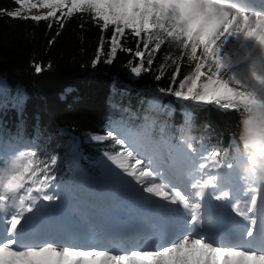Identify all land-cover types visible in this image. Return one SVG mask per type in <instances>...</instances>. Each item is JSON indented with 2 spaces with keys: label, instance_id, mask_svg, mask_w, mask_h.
Listing matches in <instances>:
<instances>
[{
  "label": "snow or ice",
  "instance_id": "6c2138e0",
  "mask_svg": "<svg viewBox=\"0 0 264 264\" xmlns=\"http://www.w3.org/2000/svg\"><path fill=\"white\" fill-rule=\"evenodd\" d=\"M15 3L18 6L15 10L0 12L12 18L41 21L56 17L57 10L63 15L65 8L68 15L90 11L96 21L102 22V31L113 28L106 60L109 64L118 49L133 52L121 43L130 32L137 40L134 57L139 63L129 64L136 77L151 69L154 54L166 42H179L188 59L199 62L193 73L179 83V90L173 91L170 86L158 91L183 101L237 110L241 133L258 152L264 153V121L255 118L264 110V98L252 85L224 78V64L217 55V42L225 33H243L264 45V14L249 13L246 9L232 13L217 8L215 0H39L40 6L50 9L47 15L22 17L25 9L36 8L37 3L33 0H15ZM103 42L102 37L94 65L104 51ZM199 49L202 52L197 57ZM36 71H41L39 65ZM179 72L177 66L171 77L173 86ZM163 75L161 65L156 79ZM255 79L264 92V76L257 75ZM245 115L254 118L244 121ZM93 139H111L121 146L118 152H106L105 157L120 170L121 180L131 178L124 182L139 195L142 204L164 210L173 219V226L159 232H142L133 244L109 240L106 245L68 244L61 228L43 233L35 229L18 230L27 213L63 217L74 193L67 188L61 192L53 185L56 177L51 170L57 162L55 156L42 161L34 148L0 146V213H12L10 217H0L5 225L0 229V264H264V159L258 162L245 154L241 135L238 140L232 139L234 162H222L219 151L196 159V149L187 139H182L187 165L178 163L173 152L166 159L154 151H143L137 134L130 130L113 129L106 136ZM233 169L240 176L246 200L241 201L233 191L230 178ZM62 197L63 203L57 208L47 206ZM213 200L235 201L228 206L240 221L232 235L217 234L210 227L211 216L206 220L204 209L217 207L211 203ZM41 201L46 203L40 205ZM92 228L89 224L83 230Z\"/></svg>",
  "mask_w": 264,
  "mask_h": 264
},
{
  "label": "trees",
  "instance_id": "16d2710c",
  "mask_svg": "<svg viewBox=\"0 0 264 264\" xmlns=\"http://www.w3.org/2000/svg\"><path fill=\"white\" fill-rule=\"evenodd\" d=\"M17 7L15 0H0V10ZM62 11L63 15L57 10L56 17L41 21L0 12V146L34 148L42 161L55 156L53 185L73 193L76 187L70 182L78 171L99 177L103 155L121 147L111 139L101 143L85 140L106 136L113 129L130 130L155 143L166 137L174 144L187 139L198 157L219 151L222 162H234L232 139L241 135L237 110L183 101L158 91L170 86L179 90V83L193 73L198 60H189L182 44L166 42L154 54L151 69L136 77L129 64L139 63L134 57L137 40L130 32L121 43L133 52L118 49L109 64L113 28L102 31V22L90 11L71 15L67 8ZM102 37L104 51L94 65ZM161 65L164 75L158 80ZM177 66L180 72L173 86L171 77ZM81 191L88 197L85 202L101 201L90 191Z\"/></svg>",
  "mask_w": 264,
  "mask_h": 264
},
{
  "label": "rangeland",
  "instance_id": "374dc122",
  "mask_svg": "<svg viewBox=\"0 0 264 264\" xmlns=\"http://www.w3.org/2000/svg\"><path fill=\"white\" fill-rule=\"evenodd\" d=\"M33 3H37V7L32 8V9H25V11L22 12V17H30L34 15H47V13L50 11V9L40 6L39 0H33ZM238 3L241 9H246L249 13L259 12L261 14H264V12L262 13V10H264V5H262L258 0H238ZM251 42L252 41H249L248 37H246L243 33L242 34L225 33L223 36H221L220 40H218L217 42V47H218L217 55L220 57L221 61L225 63L224 68L222 70V75L224 76V78H228L230 80H239L241 73H245L246 78H250L252 76L256 77L257 75L264 76V45H260L256 41L255 45L257 43L259 45L254 48V45H252ZM201 52H202V49H199L197 52V57L201 56ZM184 147L185 146L182 144L178 150L176 148H173V149L177 151L176 157H177L178 163L186 165L183 162L185 160L183 158V151H182ZM142 150L147 151L148 153H152L154 151L159 155L165 156L166 159L168 158L165 155V153H162L161 151H159L158 149H154L153 147L148 148V149L146 147H143ZM102 170H104V174H103L104 180L109 181V182H106L105 184H109V185L112 184L115 188H122V187L125 188L126 186H128L124 181L130 180L131 178L124 177V179L121 180L120 170L117 169L115 165H113L111 161H109L106 157L102 160V163H101V171ZM236 189L237 187H233V191L234 193L237 194L238 198L241 201L246 200L247 196L243 194V190H242L243 185H242L241 180H238V189L237 190ZM124 191L125 193L131 192L134 195V198L137 204L142 209V211H139L137 213H134V212L129 213V219H130V215H133V218H131V221L132 223L138 225L137 228L133 227L135 228L134 235L130 236V233L128 231H125V233L123 234H121V232L116 231L118 233L117 235L118 237L120 238L125 237V242H124L125 244L136 243L137 242L136 237L138 236V234L144 232L145 230L150 231V232L151 231L152 232L161 231L159 227H156V228L154 227L153 217H155L156 219H159V221L169 224L166 229H162V230H167L173 226V223H174L173 219L165 211H163L162 213H154L153 210L149 211L147 207H145L142 204V202L139 199V195L136 192H134L132 188L128 186L127 189ZM75 195L77 194L75 193ZM85 200H86L85 197H83L82 195H80L79 197L78 195L77 197L73 196L71 204L65 207L69 209H72V208L76 209L78 207L77 208L78 209V221L74 220L76 223H72V224L64 223L63 225H61L62 220H64L63 219L64 217H59L57 219L56 226H52V230H55L58 228H61L64 230L62 233L64 234L63 235L64 242L68 244H75V245L91 244V242L89 241L86 242L87 238L84 236V234L80 230V225L82 227L87 226L79 222L80 219L82 218L81 212H82V209L84 208ZM231 202H235V201H229L228 204H230ZM45 203L46 202L41 201L40 205H44ZM62 203H63V197L61 199L60 205ZM40 205H38V207H40ZM52 205H55V202L47 204L49 208ZM221 206L222 208L227 209V206L224 205L222 202H221ZM129 211H131V209H128L125 212V214H119L117 216H124L125 220L128 221L127 213ZM11 214H12L11 211L3 212V213H0V217H10ZM111 215H114V214H111ZM205 216H206V212H205ZM30 217L32 218L39 217L41 221H43L44 219H48V218H44V216L37 215L35 211L33 213H27L25 215L24 220L21 221V224L17 226L18 229L20 226L23 227L25 224L26 226L33 225V228L30 230L35 229V230H39L42 233L46 231H52L47 227V225H45V222H47L45 220H44L45 222H43L42 224L40 223L36 225L32 221L31 223L26 224V222L29 221ZM104 217L97 218L96 216H94V218L90 220L89 222V224L93 225V228L90 231L94 239L99 243V245H105L104 241H106V238H103V240H100V238L102 237V234L104 232L107 233L113 229L112 225L107 224L106 222L107 220L103 219ZM77 225H79V227H77ZM3 227H5V225L3 223V220L0 219V229H2ZM122 227L123 226L120 225V228ZM70 228H72V230H70ZM215 232L223 236H229L227 232H217V231ZM111 238L116 239L113 236ZM113 243H119V242H113Z\"/></svg>",
  "mask_w": 264,
  "mask_h": 264
},
{
  "label": "bare ground",
  "instance_id": "6f19581e",
  "mask_svg": "<svg viewBox=\"0 0 264 264\" xmlns=\"http://www.w3.org/2000/svg\"><path fill=\"white\" fill-rule=\"evenodd\" d=\"M239 34H242V33H239ZM248 40L249 41H252L251 43H252V45H254V48L255 47H257L259 44L257 43L256 45H255V42H256V40L254 39V38H250V37H248ZM111 104H113L112 102L110 103V106H111ZM113 109L114 108H110V112H112L113 111ZM109 112V113H110ZM87 133V132H86ZM94 136H96V135H94ZM94 136H91L90 138H88V139H86L85 140V143H90V142H93V143H101L102 141H96V140H94L93 139V137ZM147 148V147H146ZM148 149V148H147ZM103 158H105V155H103ZM139 209H141V207H139ZM147 209L149 210V211H154V213H162L164 210H157V209H155V208H153V207H147ZM207 213H212L209 209H208V207L207 208H205L204 209ZM150 213H152V212H150ZM220 214L221 213H212V215H211V224H210V227H213V230H215V231H217V228H218V222H219V219H220ZM209 216V215H208ZM208 216H206V220H207V217ZM65 218H68V215L66 214V217ZM153 221L155 222V225L154 226H156V227H160V228H163V227H165L166 228V226L168 225V223H166V224H163V223H161V221H159V219H156L155 217H153ZM68 222H72V219H68ZM33 228V225H30V226H26L25 224H24V226L22 227V226H20L19 227V229L18 230H20V229H25V230H30V229H32ZM83 228L84 227H82L81 225H80V230L82 231V233L84 234V236L87 238V240H86V242H91V244H93V243H97V244H99L95 239H94V237H93V235H92V233H91V231L89 230V231H84L83 230ZM70 230H72V228H70ZM129 230H132V228H129ZM104 235H106V233H104ZM103 240V239H102ZM105 240V239H104Z\"/></svg>",
  "mask_w": 264,
  "mask_h": 264
},
{
  "label": "clouds",
  "instance_id": "9594fccd",
  "mask_svg": "<svg viewBox=\"0 0 264 264\" xmlns=\"http://www.w3.org/2000/svg\"><path fill=\"white\" fill-rule=\"evenodd\" d=\"M215 5L217 8H224L225 10L232 13L241 10L238 0H215ZM253 118L254 117L251 115H245L242 119L244 121H248ZM255 118L260 121H264V110H262L261 114L259 116H256ZM241 138L243 140V151L246 155L252 157L258 162L264 159V153L258 152L252 141L246 138L243 133H241Z\"/></svg>",
  "mask_w": 264,
  "mask_h": 264
}]
</instances>
